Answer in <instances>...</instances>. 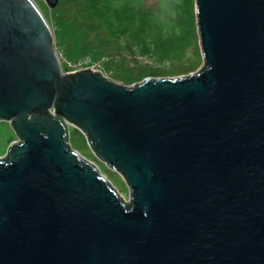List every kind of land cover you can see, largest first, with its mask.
Wrapping results in <instances>:
<instances>
[{"label": "water", "instance_id": "water-1", "mask_svg": "<svg viewBox=\"0 0 264 264\" xmlns=\"http://www.w3.org/2000/svg\"><path fill=\"white\" fill-rule=\"evenodd\" d=\"M195 16L201 69L124 86L62 70L37 3L0 0V120L18 137L0 264H264V0H195Z\"/></svg>", "mask_w": 264, "mask_h": 264}, {"label": "rangeland", "instance_id": "rangeland-1", "mask_svg": "<svg viewBox=\"0 0 264 264\" xmlns=\"http://www.w3.org/2000/svg\"><path fill=\"white\" fill-rule=\"evenodd\" d=\"M45 15L54 36V47L62 70H73V64L87 61L110 80L124 86L136 85L145 78H174L187 76L204 65L195 31L177 58L161 59L157 55H144L137 36L110 35L105 24L85 0H58L50 7L45 0H34ZM146 13L156 6V0H142ZM143 33V28L140 29ZM88 68V67H86ZM18 140L10 124L0 120V156L8 145ZM69 144L87 160L93 162L115 190L126 201L128 186L122 176L107 166L91 150L86 137L77 128L69 127Z\"/></svg>", "mask_w": 264, "mask_h": 264}, {"label": "trees", "instance_id": "trees-1", "mask_svg": "<svg viewBox=\"0 0 264 264\" xmlns=\"http://www.w3.org/2000/svg\"><path fill=\"white\" fill-rule=\"evenodd\" d=\"M85 1L110 35L137 36L144 55L177 58L195 31V0H156L147 13L142 0Z\"/></svg>", "mask_w": 264, "mask_h": 264}, {"label": "built area", "instance_id": "built-area-1", "mask_svg": "<svg viewBox=\"0 0 264 264\" xmlns=\"http://www.w3.org/2000/svg\"><path fill=\"white\" fill-rule=\"evenodd\" d=\"M90 68V69H93V70H97L96 67H91L88 65L87 61H81V62H78L76 64H73V70H65L67 72H73V71H77V70H80V69H83V68Z\"/></svg>", "mask_w": 264, "mask_h": 264}]
</instances>
